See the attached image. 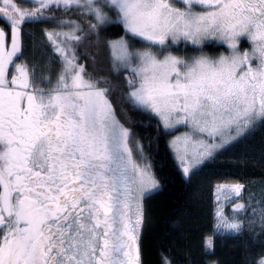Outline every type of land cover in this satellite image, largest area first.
<instances>
[{
  "label": "snow or ice",
  "instance_id": "1",
  "mask_svg": "<svg viewBox=\"0 0 264 264\" xmlns=\"http://www.w3.org/2000/svg\"><path fill=\"white\" fill-rule=\"evenodd\" d=\"M27 24L49 25L41 56L25 54ZM129 112L171 137L189 183L249 156L264 132V0H0V264H143L161 185ZM214 196L201 254L219 234L241 264H264V189L225 177Z\"/></svg>",
  "mask_w": 264,
  "mask_h": 264
},
{
  "label": "trees",
  "instance_id": "2",
  "mask_svg": "<svg viewBox=\"0 0 264 264\" xmlns=\"http://www.w3.org/2000/svg\"><path fill=\"white\" fill-rule=\"evenodd\" d=\"M47 24H27L24 28V51L26 56L33 49L37 56L43 55L37 49L41 28ZM110 38H114L109 33ZM37 49V50H36ZM91 70V69H89ZM97 75H106L113 79L106 59L96 65ZM133 132L144 143L153 170L160 181L161 188L147 201L146 206L150 222L143 234V264H161V256L174 259L178 264H201L207 259H217L224 264H241L242 255L238 241H222L219 234L216 241L215 257L201 254V237L212 234L215 212L214 185L225 177H233L251 188L259 195L264 189L261 178L264 177V161L259 149L264 145V132H257L247 142L250 155L241 160L236 149L225 154L214 164L206 165L191 178L189 183L183 176L179 162L169 147L167 134H159L155 121L146 115L129 112ZM123 119V117H122ZM246 199V197H245ZM178 220L183 221L179 230L174 227Z\"/></svg>",
  "mask_w": 264,
  "mask_h": 264
},
{
  "label": "rangeland",
  "instance_id": "3",
  "mask_svg": "<svg viewBox=\"0 0 264 264\" xmlns=\"http://www.w3.org/2000/svg\"><path fill=\"white\" fill-rule=\"evenodd\" d=\"M37 49H39V48H37ZM36 49V50H37ZM171 139V137L169 138V140ZM173 152V151H172ZM175 156V155H174ZM249 189H251V188H249ZM252 191H253V189H252ZM254 192V191H253ZM259 192H261V189H259ZM242 195H244L246 198H247V191L245 192V193H242ZM225 212L227 213V212H230L231 211V207H229V206H226L225 207Z\"/></svg>",
  "mask_w": 264,
  "mask_h": 264
}]
</instances>
